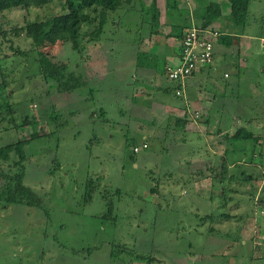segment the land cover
I'll use <instances>...</instances> for the list:
<instances>
[{"label":"rangeland","instance_id":"rangeland-1","mask_svg":"<svg viewBox=\"0 0 264 264\" xmlns=\"http://www.w3.org/2000/svg\"><path fill=\"white\" fill-rule=\"evenodd\" d=\"M159 4L163 16L164 0ZM196 5L195 0L179 5L189 10L186 24H199L193 18ZM222 8L227 13L226 3ZM58 11L52 1L0 16V30L11 41L3 39L0 53V147L21 142L12 154L25 156L23 184L41 204H0V264H264V247L253 245L264 243V201L254 215L248 199L257 192L264 196V145L225 137L226 143L224 132L217 134L244 128L264 141V47L256 40L264 38V0H252L247 25L238 29L244 39L255 38L248 55L238 56L241 67L234 54L218 56L224 66L219 72L229 78L222 79L213 106L218 114L209 122L200 119L202 128L189 120L177 126L175 120L189 118L192 108L189 114L185 106L176 113L165 110L163 104L175 97L150 88V80L136 74L132 59L148 32L137 15L110 16L102 43L92 41L83 53L60 34L34 52L23 35L11 36L13 28ZM219 19L218 25L229 29L228 18ZM167 31L162 23L161 43ZM10 44L24 55H15ZM40 62L66 63L86 84L59 95L43 81ZM33 134L37 137L30 140ZM214 141L221 149L210 148ZM225 148L228 162L241 166L231 170L237 181L195 182L205 177L192 179L190 173L202 164L189 159L197 155L192 151L222 157ZM186 159L191 172L185 171ZM208 159L215 163V157ZM248 175L251 180H244ZM211 185L214 191L228 188L224 198L210 193ZM223 214L232 220H221Z\"/></svg>","mask_w":264,"mask_h":264},{"label":"trees","instance_id":"trees-1","mask_svg":"<svg viewBox=\"0 0 264 264\" xmlns=\"http://www.w3.org/2000/svg\"><path fill=\"white\" fill-rule=\"evenodd\" d=\"M56 1L59 6V11L57 13L52 14L47 17L45 20L35 19L33 21L26 22L23 26L18 28H13L10 30L11 36L18 38L23 35L26 39L30 41V51L34 52L41 47L45 46L47 42H53L54 37L57 34L62 35L64 43L71 44V47L74 50H77L79 53H83L85 47H87L92 41L100 42V36L102 37L103 33H106L109 23V17L111 19L113 14H116L115 19L119 20L121 15L123 14H133L137 15L141 20L140 26L144 28L145 26L149 30V35H154L158 32L160 27V9L158 5V0H148L147 3L145 0H0V16L3 12L7 10L22 8L28 10L30 8H37L40 6L48 5L50 2ZM197 5L194 7L193 18L194 20H198L199 24L196 25L199 28L216 30L218 32V37L214 44L217 42L219 47L223 50L225 48L233 47L232 35L242 36V33L238 32V29L242 30L247 25L248 19V10L249 5L252 0H195ZM181 0H164L165 10L169 14L168 19H173L176 15L180 16L182 20L186 15L189 14L188 9L179 8ZM226 3L228 5L227 13L223 12L222 5ZM228 18V28L214 27L217 19L220 17ZM184 21V20H183ZM115 28H119L120 23L116 21L112 22ZM186 27H190V24H184L182 26H177L175 22H171L169 28L171 31H177V34H172L176 40L183 39V29ZM120 29V28H119ZM231 29V30H230ZM173 33V32H172ZM1 41H0V53L2 52V47L6 42H10L7 40L8 33L4 30H0ZM5 39V41L3 40ZM85 41V44L83 43ZM217 50L220 48L218 46ZM8 49L14 52L15 55H24L23 51H20L17 48H14L12 44L8 46ZM214 55V48H213ZM88 57V56H87ZM1 60V58H0ZM39 70L42 75L43 81L48 84L49 89H54L57 94L65 96V94L71 95L77 88L84 86L86 84L84 79L76 76L73 72L69 71L66 63H52L45 64L40 62ZM4 81V80H3ZM181 87L176 85V88ZM92 91V90H90ZM175 96V90L173 91ZM181 100H185L182 97H177ZM135 102V100H134ZM133 102V103H134ZM188 109L186 108L187 113L189 114ZM9 111V109H7ZM190 112L195 113L198 111L191 110ZM199 118V115L196 119ZM195 119V120H196ZM195 121L194 118L190 119L184 117L175 121L181 127L187 123ZM178 126V125H177ZM219 130H222L219 128ZM224 132V140L226 142V138L235 139V140H255L257 144L264 145V141L262 137L254 136L251 132L246 131L244 128H239L234 132H228V130H223L217 134ZM216 134V135H217ZM37 137L36 134H33L30 138L33 139ZM226 137V138H225ZM25 141H22V143ZM17 143H21L20 141ZM16 142L13 144L5 145L0 147V204L3 207L11 206V205H24L31 207H40V200L38 199L35 192H33L30 188L26 187L23 184L25 169L23 166V158L25 157L23 154H12L13 151H19L20 146ZM227 143V142H226ZM146 148V145H145ZM134 149V148H133ZM134 152V151H133ZM206 156H202L201 154L198 156V159L202 161L200 164V169L193 170L191 172L192 157L186 160L187 170L186 172H191L192 179L195 176H203L205 178H209L210 182L213 184L217 180H228V184L237 181V176L234 174L233 168H235L239 162L234 161V166L232 168L227 166V149L225 148L224 154L222 157L220 156H212L211 153ZM216 155V154H214ZM211 157L216 158V162H212L208 159ZM226 159H225V158ZM207 158L208 161H205ZM232 163V162H231ZM252 165V163H249ZM204 166V167H203ZM204 168V169H201ZM237 168H241V166H237ZM199 177V176H198ZM184 177V180L187 179ZM244 180H251V176H245ZM264 181V178H263ZM217 182V181H216ZM213 185H211V192H215L216 194H224L226 187H218L213 190ZM232 191L234 196H237L238 190L233 188ZM249 205L252 209H254L251 213L256 215L258 205H262L264 201L263 194L260 192L252 193L251 196L248 197ZM226 207V204H225ZM263 210L264 208L260 209ZM231 215V214H229ZM229 215H221V220H229L231 221L232 216ZM235 216V215H234ZM213 229L211 227L208 228L207 231L211 232ZM241 243V242H240ZM253 245L257 248L264 247V243ZM258 245V246H256Z\"/></svg>","mask_w":264,"mask_h":264},{"label":"crops","instance_id":"crops-1","mask_svg":"<svg viewBox=\"0 0 264 264\" xmlns=\"http://www.w3.org/2000/svg\"><path fill=\"white\" fill-rule=\"evenodd\" d=\"M181 3L184 4V0H181ZM158 5H159L160 13H161L159 0H158ZM183 9H188V8L184 7ZM168 15L169 14L165 10V6H164V14L162 16V13H161L160 24L163 23L164 26L168 28L167 34L165 35L166 41L161 43L159 41L160 37L157 36V35L161 34V32H160L161 25L159 27L158 32L154 35H149V30H148V32L146 33V36H142L144 38H142L141 46L137 45L138 47L135 51V56L132 59L133 60L132 63H133V66L135 67L136 74H139L140 76H145V79L150 80V83H149L150 88H152L153 86L154 87L156 86L157 89L159 88L161 90V92L164 94V96L170 94L173 97H175L173 91L175 90L174 88L176 87V84L173 82H170L166 79L165 66L167 64H176L177 63L180 40H176L175 37L172 36V34H174V35L177 34V31H171L169 26H170L171 22H175V24L177 26H182L185 21H183L182 18L178 15H176L173 19H168V17H167ZM162 19H164V20H162ZM219 20L220 19H217L215 24L218 25ZM185 24H186V22H185ZM215 24H214V27H215ZM191 25H195L193 20L190 23V26ZM219 25H218V27L220 28ZM187 28L188 27L183 29V31H182L183 34ZM232 36H233L231 38L232 42L235 44L234 47L232 48L233 51L229 50V48H225V50H223L221 48V46L219 47V45L216 42L214 44L213 61L209 65L199 68L192 76H190L185 81V84H184L185 100H181L180 98L176 99V97H175V102L168 101L170 103V105L162 103L163 105H165V106H162L165 108V110H167L169 112L175 111V113H176L179 110L178 107H181L182 109L184 106H185V108H192L193 110L199 112V118L196 119L195 121L189 122L190 126H193V125L194 126H200L201 128L203 126L202 125L203 123L201 122V124H199L200 119L204 120V122H209V121H211V119H213L215 117L214 115L216 113L218 114L217 110H215V109L213 110V106L216 104L217 98L219 96L218 94H221L223 91L222 87L224 85L221 82L222 79H228L229 78V74L223 73V75H221V73L219 72L220 71L219 68H223L224 66L221 65V61L218 58V56H219V54H222L221 51H224L225 53L229 52L231 54H234L233 56L238 61L237 66L241 67L240 61H242V60H241V58L238 59L239 54L241 56V54L243 52H245L246 56H247L248 50L252 49V48H250L251 40H255V38L244 39L242 36H239V35H232ZM261 39H264V38H260V39H256V40L260 41ZM170 40L175 42L174 46L173 45L170 46ZM101 43H102V41L100 42V44ZM131 46L135 47L136 44H132ZM216 46H218L220 49L217 50ZM139 81H142V79ZM134 82H135V79H134ZM138 82H136V83L143 85V83H138ZM127 87H132V85L131 86L127 85ZM137 87L140 88V86H137ZM133 90L134 89H132L131 91L125 92L124 94L131 93ZM146 92L147 91L144 90V93H146ZM139 95L138 94L134 95V97H138ZM144 96H140V97H144ZM145 97H146V99H149L150 94H146ZM160 98H162V97H160ZM134 100L135 99L132 97L131 98L132 103L134 102ZM162 100H163V102H165V98H162ZM172 105H176V106L172 107ZM170 115H172V114H170ZM170 115H168V116L171 117ZM250 124L251 123H248V126H250ZM184 126H187V123ZM209 137L211 138V136H209ZM211 147L214 149H216V148L221 149V145L217 141L212 142L210 144V148ZM192 152H193V154H197V155L191 156L192 157L191 161H194V159H196V158L198 159V153H197V151H192ZM225 162H227V166L230 168H232L234 166L233 165L234 161H232V163H229L227 160H225ZM206 181H210V179L209 178H202V179L200 178V179L195 180V182H199V184L206 183ZM194 186L195 185L193 184V187ZM195 192H196V190H195ZM246 243L247 242L245 240H243L242 244H246Z\"/></svg>","mask_w":264,"mask_h":264},{"label":"built area","instance_id":"built-area-1","mask_svg":"<svg viewBox=\"0 0 264 264\" xmlns=\"http://www.w3.org/2000/svg\"><path fill=\"white\" fill-rule=\"evenodd\" d=\"M218 35L216 30L203 29L195 25H191L185 30L183 39L179 43L177 63L165 66L166 79L181 87V89L178 87L175 89V96L185 99V81L199 68L209 65L213 61L214 42ZM260 42L264 47V39H261ZM198 115L197 112H190V117L194 120ZM133 151L137 152L138 148H134Z\"/></svg>","mask_w":264,"mask_h":264}]
</instances>
